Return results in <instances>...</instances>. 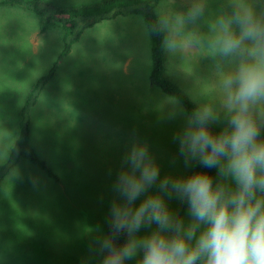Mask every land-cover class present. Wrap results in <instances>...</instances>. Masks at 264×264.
Listing matches in <instances>:
<instances>
[{"label":"rangeland","instance_id":"rangeland-1","mask_svg":"<svg viewBox=\"0 0 264 264\" xmlns=\"http://www.w3.org/2000/svg\"><path fill=\"white\" fill-rule=\"evenodd\" d=\"M39 1L69 8L102 0ZM221 2L207 0L206 15ZM158 5L171 14L184 10L186 0H161L155 10ZM39 25L35 13L0 6V163L17 135L27 90L63 47L59 26L41 33ZM165 53L166 77L189 97L200 92L210 99L218 91L210 58ZM150 70V33L137 14L103 21L73 45L32 109L31 145L57 180L21 158L0 182V264H99L90 244L98 227L106 234L111 183L133 133L148 142L161 177L187 176L197 167L186 169L178 156L172 138L183 119L164 118L169 95L151 84ZM168 204L177 213L181 202ZM182 218L189 222L187 207Z\"/></svg>","mask_w":264,"mask_h":264},{"label":"clouds","instance_id":"clouds-1","mask_svg":"<svg viewBox=\"0 0 264 264\" xmlns=\"http://www.w3.org/2000/svg\"><path fill=\"white\" fill-rule=\"evenodd\" d=\"M206 13L207 0L171 14L158 5L151 29L169 54L213 61L218 91L190 94V113L165 97L164 118L183 119L172 139L184 167L215 169L216 179L161 177L148 142L133 133L111 183L109 231L98 227L90 244L99 264H264V0H222ZM173 198L187 205V224L170 209Z\"/></svg>","mask_w":264,"mask_h":264},{"label":"trees","instance_id":"trees-1","mask_svg":"<svg viewBox=\"0 0 264 264\" xmlns=\"http://www.w3.org/2000/svg\"><path fill=\"white\" fill-rule=\"evenodd\" d=\"M160 1L102 0L92 5L59 8L52 7L48 3L39 0H0V6H19L28 12L37 14L40 17L39 31L41 33L46 32L52 26H59L62 29L61 37L63 43L61 52L49 70L33 82L23 98L18 110L17 135L10 147L6 161L0 163V182L10 174L21 158H26L29 162L44 170L50 178L57 180V174L31 145L32 109L37 104L46 85L55 77L61 61L70 54L73 45L86 30L103 21L115 20L118 17L130 14L142 16L147 24L151 38V70L149 75L151 84L161 88L169 96L178 97L186 112L190 113L193 110L195 105L189 95L175 86L165 75L167 57L162 47L163 33L158 34L151 29L152 24L156 20L155 6ZM212 130L217 132L213 126ZM195 171L207 172L214 180L216 179L215 169H203L197 166L190 174ZM186 207V204L181 203L177 214L182 217ZM108 231L109 229L107 228L106 234ZM125 239L121 235L117 243L123 244Z\"/></svg>","mask_w":264,"mask_h":264}]
</instances>
